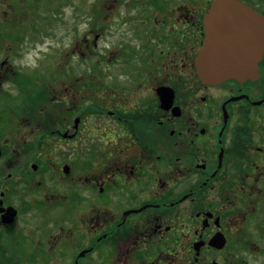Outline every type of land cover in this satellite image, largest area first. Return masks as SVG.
<instances>
[{
  "label": "flooded vegetation",
  "instance_id": "1",
  "mask_svg": "<svg viewBox=\"0 0 264 264\" xmlns=\"http://www.w3.org/2000/svg\"><path fill=\"white\" fill-rule=\"evenodd\" d=\"M214 1L0 0L56 31L52 84L0 72L41 97L0 88V264H264V52L200 80Z\"/></svg>",
  "mask_w": 264,
  "mask_h": 264
},
{
  "label": "water",
  "instance_id": "2",
  "mask_svg": "<svg viewBox=\"0 0 264 264\" xmlns=\"http://www.w3.org/2000/svg\"><path fill=\"white\" fill-rule=\"evenodd\" d=\"M206 28L208 38L196 59L202 82L254 79L264 51V18L237 0H215Z\"/></svg>",
  "mask_w": 264,
  "mask_h": 264
},
{
  "label": "rangeland",
  "instance_id": "3",
  "mask_svg": "<svg viewBox=\"0 0 264 264\" xmlns=\"http://www.w3.org/2000/svg\"><path fill=\"white\" fill-rule=\"evenodd\" d=\"M20 14L21 12H17V15L15 13V16L11 17L12 20L10 23L13 24V29L8 28L7 19L3 14H1L0 47L2 48H0V63L5 62V65L2 66L0 64V72H7V69H11L13 67L16 71L24 73L25 71H31L34 67V69H36L42 65L45 80H41V82L48 83L51 81L52 84L53 78L48 75L52 73L50 70H52L53 67V60L48 59L46 56L49 55V53H53V47L56 45V31L53 17L41 13L38 16L36 14V16H32L30 19L28 18L27 23H23L19 21L22 17L19 16ZM48 21L50 22V25L47 24ZM27 25V28H22ZM41 25L42 27H40ZM31 26L36 28L32 29ZM81 26L82 29L85 27L83 24ZM15 31H17L15 36L8 39L2 38L7 35V32L13 33ZM1 83H3L2 86H0L2 90L7 91L14 96L18 94L19 89L14 86V82L1 81ZM20 89L25 90V85L24 87L21 86ZM31 94L33 96L38 95L39 89L33 88L31 90ZM16 104L14 102L13 105L11 104L13 110V121H19L20 123L23 120V110L18 108V105Z\"/></svg>",
  "mask_w": 264,
  "mask_h": 264
}]
</instances>
